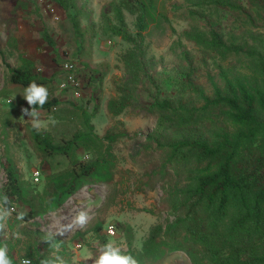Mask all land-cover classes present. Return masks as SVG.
I'll list each match as a JSON object with an SVG mask.
<instances>
[{
    "label": "rangeland",
    "instance_id": "rangeland-1",
    "mask_svg": "<svg viewBox=\"0 0 264 264\" xmlns=\"http://www.w3.org/2000/svg\"><path fill=\"white\" fill-rule=\"evenodd\" d=\"M44 1L57 9L59 22L39 0H0V194L7 184L5 166H10L24 198L15 204L8 235H0V242L7 244L8 252L13 246L18 264L30 243H37L43 253L60 250L47 244L50 238L66 245L62 257L67 264H92L88 257L98 256L110 239L123 254L136 257L138 264H208L193 242L171 250L166 234L155 231L174 220L166 189L175 179L173 170L163 169L161 152L147 139L159 121L158 115L142 110L149 97L136 92L127 110L112 115L109 109L110 101L124 95L131 78L129 56L163 83L164 93L198 103L195 95L186 93L181 73L189 70L190 62H202L199 48L183 37L192 24L188 11L201 0H154L156 21L146 19L143 43L136 44L121 33L138 38V19L145 6L150 8L143 4L148 0ZM226 17L223 28L231 30L232 19ZM45 34L55 47L47 43ZM22 58L33 61L35 73L49 80L44 85L49 91L47 103L58 100L50 109H38L41 121L50 117L58 121L39 133L21 111L30 110L23 98L25 88L9 81L8 67L21 66ZM66 62L76 66L79 99L71 87L61 89ZM205 72L201 67L195 82L211 92ZM97 163L94 173L79 177L80 167ZM81 210L88 211L89 223L58 234ZM21 211L34 218L17 220ZM113 225L114 237L108 232ZM55 255L54 251L49 256Z\"/></svg>",
    "mask_w": 264,
    "mask_h": 264
},
{
    "label": "trees",
    "instance_id": "trees-1",
    "mask_svg": "<svg viewBox=\"0 0 264 264\" xmlns=\"http://www.w3.org/2000/svg\"><path fill=\"white\" fill-rule=\"evenodd\" d=\"M143 4L150 8L145 6L138 19V38L119 32L135 44L143 43L146 19L156 21L154 0ZM193 6L188 11L192 24L183 37L203 57L199 64L190 62L181 76L187 82L186 93L195 95L198 103L164 93L163 83L148 76L144 66L129 56L131 78L124 85V95L110 101L109 109L112 115L127 110L138 92L150 99L142 110L158 115V127L147 139L161 152L163 169L174 171L175 184L166 189L174 220L155 231L166 234L170 249H183L182 244L190 241L202 249L208 264H264V0H201ZM226 16L232 19L231 30L223 28ZM45 39L55 47L48 34ZM201 67L211 92L195 82ZM8 68L13 85L25 88L33 80L41 85L49 82L35 73L31 60L22 58L21 66ZM56 105L58 100L53 99L42 109ZM47 149L51 148L47 145ZM98 165L80 167L79 177L90 176ZM5 169L7 184L1 194L15 206L24 200L23 193L15 170ZM73 189L74 185L68 192ZM33 218L24 216L25 221ZM47 244L60 250L43 253L37 243H30L24 258L40 264L53 258L51 252L61 257L67 252L60 241L50 238ZM10 250L13 264H18L13 246Z\"/></svg>",
    "mask_w": 264,
    "mask_h": 264
},
{
    "label": "clouds",
    "instance_id": "clouds-1",
    "mask_svg": "<svg viewBox=\"0 0 264 264\" xmlns=\"http://www.w3.org/2000/svg\"><path fill=\"white\" fill-rule=\"evenodd\" d=\"M68 67V65H65ZM67 85L62 84L61 87H66ZM49 97L48 88L44 85L37 84L34 80L31 81L27 87L24 89L23 98L26 100L29 108H22V114L31 118L32 127L39 133L42 129L47 130L48 123L55 126L58 121L50 117L48 122L41 121L40 111L45 103H47ZM15 99V97L13 98ZM12 101L10 100L9 103ZM16 211L15 206L11 205L9 198L6 194H0V235L7 237L8 232V220L12 213ZM26 212L17 213L16 219L19 221L24 220ZM91 217L86 210L79 211L71 220V223L63 225L61 231L58 233L63 235L64 232L71 231L74 227L83 228L85 227ZM110 236H115V226L108 228ZM92 259V264H138V260L131 254H123L121 248L116 245L115 241L110 239L106 244H104L99 249V255ZM0 264H13L12 258L8 254L7 244H0ZM21 264H32L30 259H23ZM40 264H67V261L59 256L55 255L54 258H46L40 261Z\"/></svg>",
    "mask_w": 264,
    "mask_h": 264
},
{
    "label": "built area",
    "instance_id": "built-area-1",
    "mask_svg": "<svg viewBox=\"0 0 264 264\" xmlns=\"http://www.w3.org/2000/svg\"><path fill=\"white\" fill-rule=\"evenodd\" d=\"M40 4H44V6L47 9V12L50 14L51 18L53 19L54 22H59L60 21V16L58 14L57 9L52 6V5H47L44 0H39ZM65 65H68V67H65ZM62 71L65 75V80L62 84L67 85L66 87H61V89L66 90L69 87H71L72 91L74 92L75 96L78 98L80 97V84L79 81L76 77V66L72 62H66L62 66ZM61 84V85H62ZM40 175L39 172L35 174L36 180H38V176Z\"/></svg>",
    "mask_w": 264,
    "mask_h": 264
}]
</instances>
